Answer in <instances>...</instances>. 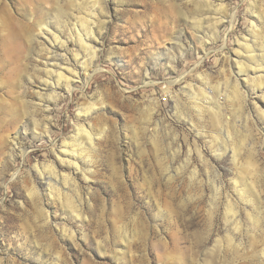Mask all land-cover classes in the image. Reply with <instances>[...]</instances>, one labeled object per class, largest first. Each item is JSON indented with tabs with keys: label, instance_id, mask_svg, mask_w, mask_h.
<instances>
[{
	"label": "rangeland",
	"instance_id": "374dc122",
	"mask_svg": "<svg viewBox=\"0 0 264 264\" xmlns=\"http://www.w3.org/2000/svg\"><path fill=\"white\" fill-rule=\"evenodd\" d=\"M88 13L98 56L68 90L44 64L86 59L71 34ZM244 39L264 53V0H0V264H264V69L239 71ZM82 124L88 177L59 154Z\"/></svg>",
	"mask_w": 264,
	"mask_h": 264
},
{
	"label": "bare ground",
	"instance_id": "6f19581e",
	"mask_svg": "<svg viewBox=\"0 0 264 264\" xmlns=\"http://www.w3.org/2000/svg\"><path fill=\"white\" fill-rule=\"evenodd\" d=\"M96 1L99 2L100 0H96ZM37 6L38 5H36V7H34V9H35V16L38 17V19L33 20V21H31L32 20L31 19L30 21L32 22V24L36 28H38V30L40 32L45 33L47 35L46 40L49 42L48 44L50 46L59 42L61 47H66V41L63 39L61 40L60 36L55 31L50 29V24L44 22L45 20L40 19V16L42 14V10ZM93 15L96 16L95 14H89L88 13L85 16L80 15V17H76L77 21L74 23L73 33L71 34V38H74L77 41L79 48L83 51L82 57H84V58L86 57V59L81 62L80 61L81 59L79 60V54L76 53L73 56L74 61H73V59H71L72 61H69V60H67V58L64 55H59L57 52L50 51V52H48V56H47L46 62L44 64L45 69H43V70L47 73V75L50 76V78H55L56 84H59L60 81L63 79H65L67 81L68 90H72V88H73V84H72L73 79L72 78L78 74V70H80L83 66H88L89 64H92L93 61L95 60V58L98 56V51H97V42L98 41H97V38H96V36L94 34V30H93V24L95 22H97V19H96V17L93 18ZM257 27L258 26L255 24V22H253V25L251 28V35L258 38L260 32H258L259 30ZM26 28H27V30H24V33H21V34H23V37L26 36L25 34H28L27 38H31V37L34 38L33 33H32L33 29L31 30V28L28 26ZM19 34L20 33H18V35ZM244 40H245V43H243V46L245 47L244 50H245V52H247V55L244 56L243 58H246V62L243 60L240 61L239 71L245 72V73H249V72L254 73L260 69H264V53L258 55L257 53L254 52L255 51L254 45L250 44L248 39H244ZM253 41H255L257 43V40H253ZM87 72H88V70H87ZM253 80H254V84H255L254 88L258 87L261 90L264 88V79L254 78ZM46 82H48V79L46 80ZM237 83H238V81H237ZM188 90L192 91V87H190ZM234 91L237 95L242 94V91L240 90V87L238 86V84H236ZM206 96H207L206 98L209 101V103L211 104L214 112H217L220 109V101H219L220 99L216 96H210V95H206ZM89 128L85 127L83 124L80 125L77 128V132L74 135L72 141L71 140L70 141L64 140L62 143L63 144L62 148L59 151L60 156L65 158V159H61V162L64 163L65 161H67L69 163V165L74 166L75 170H79V169L82 170L83 175L85 177L88 175V168H87L88 162L82 161V164L79 167V163H81V158H80V155L78 153V149H76L78 147H76V146H78L79 141L81 139H83V140L87 139L89 142L93 141V139L95 138V133H93V131H91V129H89ZM47 131L48 130L46 129L45 132H47ZM80 144H81V142H80ZM189 150H191V149H189ZM191 152H192V150H191ZM237 152H238V149H232V153H233L234 157H236ZM224 153H225V151L218 153L214 159H217V158L219 159L220 157H222V155ZM207 161H208V159H206V162ZM37 168H38L37 169L38 173H40L41 176H43L42 174H45V173L42 170H40L39 167H37ZM47 172L49 175L48 179H50V180H53V181L55 180L56 182L63 181L65 184H71L72 186L76 185V180L72 176V173L70 175H60L54 164L48 165V171ZM249 187H251V186L249 185ZM249 187H245V188L242 187L240 189L238 187V192L240 194V197L242 199H244L247 203L250 204V203H252L253 198H251L252 194L250 192L251 190ZM258 198H259V196H258ZM259 200H260V198H259ZM228 201H229V199H228ZM231 202H229L227 204L228 205L227 210H228V213L234 218V221L237 222V224H238L239 209L237 208V206L235 204H233ZM71 206L73 208L72 212L74 214H76L77 217H79L81 215L82 209H80L76 204H73ZM260 213L261 212H257V215H252L249 213L248 215H250L249 218H251V220L253 219L252 221L255 220L256 222H259V220H260L259 214ZM255 224H257V223H255ZM262 251L264 253V247H263Z\"/></svg>",
	"mask_w": 264,
	"mask_h": 264
}]
</instances>
